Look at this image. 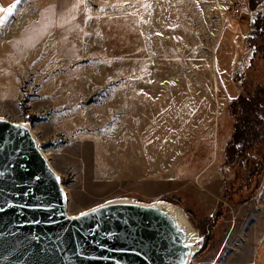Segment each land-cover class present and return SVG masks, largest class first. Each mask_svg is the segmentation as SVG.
<instances>
[{
    "label": "rangeland",
    "instance_id": "1",
    "mask_svg": "<svg viewBox=\"0 0 264 264\" xmlns=\"http://www.w3.org/2000/svg\"><path fill=\"white\" fill-rule=\"evenodd\" d=\"M49 1L50 49L9 80L0 68V117L30 127L66 189L69 214L113 200L165 201L182 209L201 240L189 264H254L264 234V166L257 174L264 163L248 171L224 160L231 100L264 87L247 4L235 11L240 0ZM155 96L168 104L150 120L146 103ZM162 121L168 126L142 129ZM118 124L142 132L146 147L177 134L181 182L109 177L114 172L96 162L103 149L97 156L91 145Z\"/></svg>",
    "mask_w": 264,
    "mask_h": 264
},
{
    "label": "water",
    "instance_id": "2",
    "mask_svg": "<svg viewBox=\"0 0 264 264\" xmlns=\"http://www.w3.org/2000/svg\"><path fill=\"white\" fill-rule=\"evenodd\" d=\"M23 124L0 117V264L190 263L201 240L189 242L154 202L110 201L69 214L59 174Z\"/></svg>",
    "mask_w": 264,
    "mask_h": 264
},
{
    "label": "crops",
    "instance_id": "3",
    "mask_svg": "<svg viewBox=\"0 0 264 264\" xmlns=\"http://www.w3.org/2000/svg\"><path fill=\"white\" fill-rule=\"evenodd\" d=\"M55 18V5L49 0H0V20L4 21L0 24V68L2 73L8 76V80L16 75V67L30 66L39 49H50L52 44L50 37L56 26ZM179 94L181 95L182 91H179ZM172 97L177 98V91L170 98L166 97L160 101L155 96L146 103L153 111L150 120L152 117H160L161 110H164L168 104L166 99L172 101ZM170 101L169 104L172 103ZM163 123H149L145 127L142 125V129L168 126ZM119 126L96 137L91 145L92 148L98 149L97 156L103 149L104 157L97 158L96 162L103 170L106 168L114 172L109 177H113L114 181L135 180L147 173L148 177H171L180 179L181 182L183 141H176L179 140L176 138L177 134L171 135L172 137L168 139L171 140L169 144L166 142L163 145L151 139L146 147L140 144L142 132L136 135L129 132L125 124ZM174 129L177 130L176 125ZM103 159L107 162L105 165H100ZM254 264H264V234L256 246Z\"/></svg>",
    "mask_w": 264,
    "mask_h": 264
},
{
    "label": "trees",
    "instance_id": "4",
    "mask_svg": "<svg viewBox=\"0 0 264 264\" xmlns=\"http://www.w3.org/2000/svg\"><path fill=\"white\" fill-rule=\"evenodd\" d=\"M246 2L251 13L250 40L254 52L264 58V0ZM229 108L234 123L224 152L225 164L230 169L244 166L250 171L252 164L264 163V156L261 155V148L264 146V87H257L249 97L238 92L231 100ZM263 166L262 164L258 173L255 170V173L259 174Z\"/></svg>",
    "mask_w": 264,
    "mask_h": 264
},
{
    "label": "bare ground",
    "instance_id": "5",
    "mask_svg": "<svg viewBox=\"0 0 264 264\" xmlns=\"http://www.w3.org/2000/svg\"><path fill=\"white\" fill-rule=\"evenodd\" d=\"M21 124H23V123H21ZM24 125V124H23ZM25 125H27V124H25ZM32 133V132H31ZM33 134V133H32ZM34 135V134H33ZM35 137V136H34ZM43 153V152H42ZM44 154V153H43ZM44 156H45V154H44ZM46 157V156H45ZM47 158V157H46ZM55 170V169H54ZM56 171V170H55ZM64 190H66L65 188H64ZM113 201H127V202H139V201H130V200H113ZM155 204H158V205H160V206H163V207H165L166 209H168V211H170V213L174 216V218L177 220V221H179V223H181L185 228H186V230H187V233H188V235H187V240L189 241V242H194V241H196L197 240V235H196V233H195V235H194V233H193V231H194V229L192 230V228H191V226H190V222L187 220V219H185V217L183 216V212H182V209H180V208H178V207H175V206H173V205H171V204H169V203H167V202H165V201H153ZM141 203H143V202H141ZM69 213V212H68ZM196 249L197 248H195V247H192V249H191V251H192V253L194 252V251H196Z\"/></svg>",
    "mask_w": 264,
    "mask_h": 264
},
{
    "label": "built area",
    "instance_id": "6",
    "mask_svg": "<svg viewBox=\"0 0 264 264\" xmlns=\"http://www.w3.org/2000/svg\"><path fill=\"white\" fill-rule=\"evenodd\" d=\"M246 4V0H240L239 2L235 3L233 6H230V9H235V11H239L242 7Z\"/></svg>",
    "mask_w": 264,
    "mask_h": 264
},
{
    "label": "snow or ice",
    "instance_id": "7",
    "mask_svg": "<svg viewBox=\"0 0 264 264\" xmlns=\"http://www.w3.org/2000/svg\"><path fill=\"white\" fill-rule=\"evenodd\" d=\"M3 20H0V24H3ZM81 215H84L83 213L81 214ZM186 247H188L187 245H186Z\"/></svg>",
    "mask_w": 264,
    "mask_h": 264
}]
</instances>
